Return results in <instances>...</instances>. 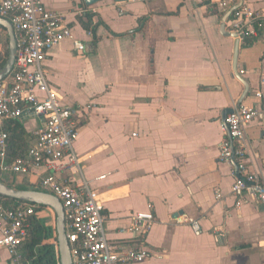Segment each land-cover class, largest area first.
<instances>
[{
    "label": "crops",
    "instance_id": "1",
    "mask_svg": "<svg viewBox=\"0 0 264 264\" xmlns=\"http://www.w3.org/2000/svg\"><path fill=\"white\" fill-rule=\"evenodd\" d=\"M219 1L42 0L64 15L84 47L78 52L66 40L44 63L77 123L81 171L71 181H85L99 195L107 239L118 251L145 254L134 264H264V206L230 194L238 162L223 163L218 150L234 106L262 112L246 128L245 163L264 186V0H247L255 19L243 37L231 25L244 0L223 9ZM222 31L237 35V49ZM7 49L0 26L5 63ZM19 123L29 149L40 121ZM44 175L0 173V180L44 191ZM42 208L37 219L51 228V245L54 224ZM135 214L152 221L135 229ZM0 264H14L6 249Z\"/></svg>",
    "mask_w": 264,
    "mask_h": 264
},
{
    "label": "built area",
    "instance_id": "2",
    "mask_svg": "<svg viewBox=\"0 0 264 264\" xmlns=\"http://www.w3.org/2000/svg\"><path fill=\"white\" fill-rule=\"evenodd\" d=\"M235 0H220V9ZM244 5L234 13L232 32L247 35L246 27L255 19ZM0 19L12 26L16 55L12 71L0 81V173L29 176L43 171L39 185L44 192L56 197L63 209L66 239L72 264H134L142 261V252H120L108 239L104 228L103 205L99 195L83 181L74 185L72 176L81 171L73 144L77 123L73 111L64 107L58 93L46 77L44 63L49 53L69 40L76 51L83 45L73 39L63 14L49 11L42 0H0ZM264 85V81H263ZM261 97V92L255 93ZM262 112L247 105L234 106L224 121V137L219 145V159L229 164L237 161V177L230 194L241 202L264 206V186L260 177L245 163L248 155L246 128ZM25 119L40 121L33 133L35 141L25 157L10 160L8 134L5 125ZM220 198V195H217ZM42 207L22 204L16 209L0 203V249H6L14 264H23L19 249L28 237V222L37 218ZM51 211V210H50ZM52 212V211H51ZM132 227L149 224L150 214L132 215ZM186 219L184 222H188ZM191 228L198 226L190 221ZM51 245L55 264H60L55 227Z\"/></svg>",
    "mask_w": 264,
    "mask_h": 264
},
{
    "label": "water",
    "instance_id": "3",
    "mask_svg": "<svg viewBox=\"0 0 264 264\" xmlns=\"http://www.w3.org/2000/svg\"><path fill=\"white\" fill-rule=\"evenodd\" d=\"M101 0H84L85 5L90 6ZM116 2H121L124 0H114ZM233 11V9L231 10ZM231 11L226 15L227 17ZM0 26L3 27L8 34V49H7V59L3 69L0 71V81L12 71L15 55H16V41L13 33L11 24L0 19ZM224 26H222L223 30ZM223 34L229 35L235 39V46L237 49L238 38L234 33L224 32ZM236 53V52H235ZM231 112V111H230ZM0 198L7 200H14L21 202L23 204L38 205L40 207L49 208L55 215V234L56 241L58 244V254L60 264H72L69 245L66 239L65 233V222L64 214L60 201L54 197L52 194L40 191V190H22L9 187L0 180Z\"/></svg>",
    "mask_w": 264,
    "mask_h": 264
},
{
    "label": "trees",
    "instance_id": "4",
    "mask_svg": "<svg viewBox=\"0 0 264 264\" xmlns=\"http://www.w3.org/2000/svg\"><path fill=\"white\" fill-rule=\"evenodd\" d=\"M5 64L4 57H0V70ZM8 134L9 159L25 157L30 138L25 133L18 121H12L5 125ZM9 186V185H8ZM11 187V186H9ZM16 189L27 190L29 188L21 186ZM39 190V189H32ZM0 203L8 209H16L23 203L0 198ZM28 237L20 247V254L23 264H55L53 247L46 242L52 236L50 227H44L37 218H31L28 222ZM44 241V242H43ZM38 248L40 250L38 251Z\"/></svg>",
    "mask_w": 264,
    "mask_h": 264
},
{
    "label": "rangeland",
    "instance_id": "5",
    "mask_svg": "<svg viewBox=\"0 0 264 264\" xmlns=\"http://www.w3.org/2000/svg\"><path fill=\"white\" fill-rule=\"evenodd\" d=\"M43 211V210H42ZM44 211H46V215L44 216V218L43 219H45V221H49V222H51V224H54V227H55V222L54 223H52L53 221H52V219H54V218H52V215H53V212H51L50 210L48 211V210H46V209H44ZM51 213H52V215H51ZM54 216V215H53Z\"/></svg>",
    "mask_w": 264,
    "mask_h": 264
}]
</instances>
